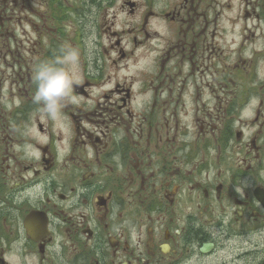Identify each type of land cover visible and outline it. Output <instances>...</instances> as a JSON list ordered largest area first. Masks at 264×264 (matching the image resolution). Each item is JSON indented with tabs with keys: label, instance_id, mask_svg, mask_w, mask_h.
<instances>
[{
	"label": "flooded vegetation",
	"instance_id": "obj_1",
	"mask_svg": "<svg viewBox=\"0 0 264 264\" xmlns=\"http://www.w3.org/2000/svg\"><path fill=\"white\" fill-rule=\"evenodd\" d=\"M0 264H264V0H0Z\"/></svg>",
	"mask_w": 264,
	"mask_h": 264
},
{
	"label": "clouds",
	"instance_id": "obj_2",
	"mask_svg": "<svg viewBox=\"0 0 264 264\" xmlns=\"http://www.w3.org/2000/svg\"><path fill=\"white\" fill-rule=\"evenodd\" d=\"M92 45L89 42V49ZM80 63V52L70 46H61L51 58L34 65L33 79L36 84L33 102L40 106L41 114L56 120L62 114L65 103H74L72 87L76 83L70 71L71 65Z\"/></svg>",
	"mask_w": 264,
	"mask_h": 264
}]
</instances>
